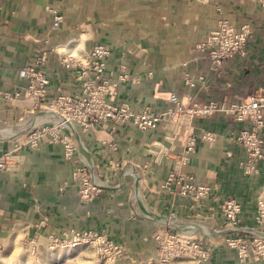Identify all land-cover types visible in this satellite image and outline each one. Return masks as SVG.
<instances>
[{"label": "crops", "instance_id": "1", "mask_svg": "<svg viewBox=\"0 0 264 264\" xmlns=\"http://www.w3.org/2000/svg\"><path fill=\"white\" fill-rule=\"evenodd\" d=\"M51 9L63 17L58 27ZM221 18L236 26L249 24L252 35L246 57L228 60L213 71L195 46ZM99 44L111 51L106 60L108 78L115 80L126 67L138 79L124 84L116 100L136 111L164 112L172 106L171 94L183 104L190 97L198 104H236L264 94L260 0H0V91L24 92L27 81L19 72L45 51L50 95L79 93L81 84L73 70L64 68L62 56L86 63ZM186 74L195 79L194 86L186 84ZM29 103L21 99L11 104L0 97V130L24 117ZM241 129L222 112L194 119L195 133L208 130L217 135L213 144L199 140L190 163L182 167L199 184L214 187L216 198L202 202L163 187L184 150V138L174 137L166 122L147 132L130 123L109 122L92 131L74 126L69 134L79 146V165L65 159L61 144L41 141L38 150L22 146L14 152L16 168L0 173V239L47 240L71 230H105L122 250L114 264H154L159 259L154 233L169 227L163 218L175 219L180 226L200 224L207 208H217L228 197L242 206L243 235L256 224L264 162L259 174H244L240 163L247 153L236 142ZM21 142L23 135L0 136V155ZM113 143L116 148L110 146ZM111 162L120 168H112ZM84 165L103 183L102 193L89 199L83 198L79 182L72 178L77 166ZM172 264L241 263L235 250L217 246L211 260L181 257Z\"/></svg>", "mask_w": 264, "mask_h": 264}, {"label": "built area", "instance_id": "2", "mask_svg": "<svg viewBox=\"0 0 264 264\" xmlns=\"http://www.w3.org/2000/svg\"><path fill=\"white\" fill-rule=\"evenodd\" d=\"M260 1L264 4V0ZM51 11L55 16L54 26L58 27L63 17L55 10L51 9ZM251 35L252 30L249 24L236 26L230 20L221 18L217 22L216 29L195 46V52L202 54L210 62L212 70L217 71L228 60L246 57L247 44ZM110 55V49L99 44L93 47L86 63L74 59L71 55L62 56V65L67 71L75 72L76 80L81 84V91L76 94L58 92L55 96L50 95L51 84L45 69L47 52L44 51L34 56L31 62L19 72V76L27 81L25 91H0V97L11 104L21 99L30 102L26 106L29 107V112L21 121L29 117L35 118L41 113L52 112L55 116L32 124L23 134V142L15 144V149L22 146L38 148L41 141L61 144L64 148L65 159L74 162L79 152L78 144L69 134L74 126L84 131H92L109 122L130 123L140 131L147 132L156 130L166 122L170 125L174 137L184 138V150L181 155L177 156L176 166L168 175L163 187L180 196L202 202L210 199L214 187L209 184H199L195 176L184 173L182 167L190 163L192 155L197 151L199 140L213 144L217 138L214 132L208 130H201L200 134L195 133L193 131L194 119L222 112L232 116L237 124L242 125L236 142L244 147L247 153L246 164H244L245 173L247 175L260 173V164L264 162V94L251 96L248 101L236 104L214 101L198 104L192 97L183 104L175 94H171L169 102L172 106L164 112L156 113L150 108L136 111L127 103L117 104L116 100L124 84L136 83L138 79L128 74L126 67L121 69V74H118L115 80L108 78L106 60ZM185 81L189 86L195 85V79L189 74L185 75ZM110 146L116 148L117 144L113 143ZM14 154L13 151L0 155V173L16 168ZM111 166L114 169L120 168L117 162H111ZM92 171L89 165H84L77 168L72 175V178L79 182L81 195L85 199L102 193L103 183L99 179L94 180ZM225 207L229 210V217L233 221L232 230L236 235L224 240L231 247L237 248L241 259L246 260L249 257L248 239L253 236V232L249 230L243 235L240 234L241 228L238 224L242 223V206L236 200L226 203ZM259 209L261 221L264 223L262 202H260ZM176 236L172 234L169 227L154 233L159 243V259L154 264H172V261L181 257L196 256L195 260L198 261H207L212 257L214 249L210 244L214 247L215 244L208 242L201 234L188 236L181 233L179 237ZM47 240L55 246L64 247L92 243L98 245L100 250L108 256L118 258L122 255L121 247L108 238L105 230H71L62 236H49ZM257 242L261 245L263 243L262 240H257ZM3 245L4 241L0 239V250Z\"/></svg>", "mask_w": 264, "mask_h": 264}, {"label": "rangeland", "instance_id": "3", "mask_svg": "<svg viewBox=\"0 0 264 264\" xmlns=\"http://www.w3.org/2000/svg\"><path fill=\"white\" fill-rule=\"evenodd\" d=\"M45 114L54 115V113L50 112L41 113L35 118L29 117L28 119H24L23 121L20 120L23 117L19 118L18 122L10 128L4 131L0 130V136L12 138L15 136L23 135L25 132H27V130H29V127L32 124L38 123L43 119H47L45 117ZM39 117L43 118L40 119ZM28 123L30 124L28 125L29 127L26 126ZM33 149L38 150L39 147H33ZM13 151L16 152L15 147ZM74 159V162H69H73L74 164L79 165V161L81 160V158L77 157L76 155ZM244 164H246L245 161L240 163V167L242 168L244 174L246 176H252L245 173ZM93 167L94 165L92 166V168ZM77 168H80V166H77ZM93 178L95 181H98L95 175H93ZM214 194L215 193L213 192V195L210 197V199L216 198ZM232 200L235 199L232 197H228L224 201H222L217 208H214L213 206L211 208H207L208 213L202 215V217L200 218V224L180 226L179 224L175 223V219L173 220L170 218H163L162 222H166L164 224H167L166 226H169L172 234H175V236L177 235L176 237H179L178 235L181 233L185 235V227H189L187 231H192L194 235L198 233H204L205 235L210 236L212 239L206 237L204 238H206L208 242L215 244V247L224 246L228 249L230 248L232 250H235L237 252L238 261L241 264H253L258 262L264 263V237L257 236L258 232L264 233V223L261 221L259 209L260 202H262L264 205V185L263 190L258 191L256 194V224L248 228V230L253 232V236H250V239H248L249 242L247 250L249 252V257L246 260L241 259L238 254L237 248H235L234 246L231 247V245L226 243L224 240L225 238H231L232 236L236 235V233L232 230L233 221L232 218L229 217V210L226 207L224 208L226 203L232 202ZM258 218H260V220H258ZM198 227L205 228V232H197L196 230H198ZM238 227L245 228L242 227V223H239ZM212 233L213 235H211ZM257 240H262V245L261 243L257 242ZM3 241L4 245L0 250V264H114L117 260L112 256L104 254L103 251L100 250L98 245L92 243L81 244L76 247L55 246L54 244L49 242V240H46L40 236H33L30 238H22L21 236H17V238L12 237ZM210 246L212 249L215 248L212 244H210ZM186 258L195 259L197 257L191 256ZM211 259L212 257L210 258V260Z\"/></svg>", "mask_w": 264, "mask_h": 264}, {"label": "bare ground", "instance_id": "4", "mask_svg": "<svg viewBox=\"0 0 264 264\" xmlns=\"http://www.w3.org/2000/svg\"><path fill=\"white\" fill-rule=\"evenodd\" d=\"M51 113H52V112H51ZM53 116H54V115H52V114H47V115L45 114V117H46V118H50V117H53ZM39 118H40V117H39ZM39 118H38V119H39ZM42 118H43V117H42ZM42 118H40V119H42ZM30 120H31V119H30ZM29 122H30V121H29ZM31 123H32V122H31ZM28 125H30V124L28 123L26 126H28ZM28 127H29V126H28ZM16 135H17V134H16ZM188 228H189V227H188ZM188 228L185 227V232H184V231H183V232H184L186 235H188V236H193L194 233H192V231H187ZM204 230H205V228H203V227H200V228H199V227H198V230H196V231H197V232H205ZM193 232H194V230H193Z\"/></svg>", "mask_w": 264, "mask_h": 264}, {"label": "water", "instance_id": "5", "mask_svg": "<svg viewBox=\"0 0 264 264\" xmlns=\"http://www.w3.org/2000/svg\"><path fill=\"white\" fill-rule=\"evenodd\" d=\"M199 234H201V233H199ZM201 235H203V236H204V237H206V238H209V239H211V237H210V236H208V235H205L204 233H202ZM258 235H260V236L264 237V233H263V232H258Z\"/></svg>", "mask_w": 264, "mask_h": 264}]
</instances>
